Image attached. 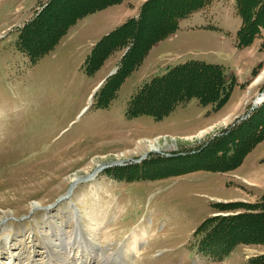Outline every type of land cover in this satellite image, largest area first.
Instances as JSON below:
<instances>
[{
    "label": "rangeland",
    "instance_id": "1",
    "mask_svg": "<svg viewBox=\"0 0 264 264\" xmlns=\"http://www.w3.org/2000/svg\"><path fill=\"white\" fill-rule=\"evenodd\" d=\"M46 1L41 0L35 11L37 2L0 0V264H249V259L263 255L264 243L251 239L252 235L264 236L254 221L236 219L227 238V229L218 234L222 245L241 235L231 250L202 246L201 236L195 233L210 216L258 212L216 205L247 198L243 188L230 186V182L238 180L245 188L253 187L238 178L244 174L237 168L246 153L264 141V126L260 134L253 128L250 135L251 123L239 126L240 119L248 115L244 96L236 95L230 101L239 84L218 109L192 100L162 120L126 116L132 97L177 62V56H182L181 62L222 60L205 56L209 49L205 47L165 48L162 55L155 52L138 62L115 96L104 101L113 90L112 83L101 92L92 88L131 46L116 49L108 66L93 76L83 70L91 51L86 40L78 51L72 48V54L59 49L32 63L29 55L18 50V31L41 15ZM62 1L58 9V4L51 8L49 23L30 31L36 48L73 10L105 0ZM190 3L193 0H162L152 7L133 48L143 47L151 35L168 27L174 12ZM198 18L184 21L174 42L200 40L196 38L199 33L185 31ZM101 20L99 15L81 25L88 30ZM258 70L254 76L262 79V92L264 65ZM207 77L195 73L173 79L155 91L149 105L159 108L178 93L211 89L214 85ZM152 144L160 148L158 153L150 151ZM230 144L233 151L236 148L232 158L228 156ZM239 148L245 153L240 165L229 168L231 161L238 163ZM218 150L223 153H215ZM223 154L220 159L218 155ZM99 168L106 169L93 181L77 184L74 195L65 198L72 178L88 179ZM255 178V193L260 196L262 174ZM256 194L252 192L251 199ZM262 198L247 205L254 208ZM142 228L148 229V238L137 245L138 252L132 235Z\"/></svg>",
    "mask_w": 264,
    "mask_h": 264
},
{
    "label": "trees",
    "instance_id": "2",
    "mask_svg": "<svg viewBox=\"0 0 264 264\" xmlns=\"http://www.w3.org/2000/svg\"><path fill=\"white\" fill-rule=\"evenodd\" d=\"M122 1L123 0H105L100 3H93L91 5L88 4L81 8L79 7L80 9L78 8V10L74 11L70 15V18L67 19L70 21H64V23L59 27L57 33L52 36L53 38L50 37L49 42L46 45L42 46V49L39 50L40 48H35V45L32 42L34 39L31 36L32 34L29 35V33L34 28V26H45L47 23H49L53 16V10L51 8L58 4V9L63 2L62 0H49L48 5L44 8V11L40 13L41 15L34 18V20L31 21L30 25L21 30L18 43L19 50L21 52L27 53L30 56L32 62H36L41 57L54 49L55 45L67 33L68 29L77 22V20L83 18L88 14L105 9L110 5H114ZM161 1L162 0H149L144 5L141 16L138 20L128 21L124 26L113 32L112 35L105 37L102 41H100V43L94 49L93 53L88 57L84 65L85 72L88 74L96 72V70L104 62L106 55H108V53H110L112 49L123 47L129 43L131 48L124 58L119 72L113 78V81H111L112 87L119 89L120 85L124 82L127 76L134 70L136 64L144 59L150 47L175 33L178 30L180 20L185 19L191 16L196 11L207 7L212 0H193V3L186 5L180 11L174 12L171 16L169 22L170 24L168 25V27L165 26L166 28L164 27L161 32L151 35V37L149 38V40H147L143 47L141 46L140 49L135 50L133 48V44L137 38L138 33L141 31L144 25L147 11H149L154 6H157L159 3H161ZM237 9L239 16L243 20V25L237 33V47L246 48L250 46L256 38L260 37L262 31H264V0H257V2L248 1L247 3L244 0H237ZM195 73L207 75V79L211 82L210 84H213L214 86L212 85L213 87H211V89H206L205 87L203 89L204 91H194L193 93L185 91L181 94L178 93L168 102V104L159 108H154L149 105L151 96L155 93L156 90H160L163 85L174 81L180 76H190ZM236 85V77L232 74L227 73L224 67L219 65L206 64L199 61H189L185 64H181L168 69L164 75L157 76L153 78L149 83L145 84V86L131 100L127 115L130 118L150 116L157 120H161L172 113L178 106L185 105L194 99L197 100L203 107L214 105L215 108L218 109L229 99L230 94L232 93V90ZM186 90L189 89L187 88ZM116 91L117 90H111V97ZM238 144H240V142H238ZM235 149L236 148L234 147V154L232 155V157L236 156ZM229 151L230 150L228 146V152ZM237 151L239 152L240 159L238 163L235 162L232 166H229V168L237 167L241 158L245 154H243V149L239 148ZM217 152L223 153L222 150L215 151V153ZM224 155L225 154L221 156L218 155V157L222 159L224 158ZM216 205H222L223 207L229 206L231 208L241 207L245 208L246 210H258V212L238 213L236 215L227 216L220 215L208 218L204 222V224L201 225L196 231V234L201 236L202 246L211 247L210 249H220L222 251H224V249L231 250V248L235 246L238 241H240L241 235H239L238 237L233 236V238L229 237L230 239L228 238V241L231 243L222 245L223 239H220L218 234L223 229H227L224 231V235L227 238L229 234L227 232L230 230L228 228L235 226L236 223H234L233 221L236 219L254 221L258 225L257 228L260 231L264 230V197L262 198V201L260 203L254 205V208H251V205L243 203H220ZM251 237L252 241L264 243V236L262 235H252ZM202 246L201 248L204 249ZM208 254L214 255L211 250L208 251ZM250 264H264V254L260 255L257 258L251 259Z\"/></svg>",
    "mask_w": 264,
    "mask_h": 264
},
{
    "label": "crops",
    "instance_id": "3",
    "mask_svg": "<svg viewBox=\"0 0 264 264\" xmlns=\"http://www.w3.org/2000/svg\"><path fill=\"white\" fill-rule=\"evenodd\" d=\"M27 1L30 4L37 2V4L34 7V10L37 11L38 9H40L39 2L41 0H26V2ZM148 1L149 0H123L120 3L110 5L105 9L84 16L83 18L77 20V22L68 29L67 33L55 45L54 49L49 53H47L40 60L45 59L46 57L50 56L52 53H57L56 51H59V49H60V53L62 54L65 55L72 54L71 51L72 48L76 47V50L78 51L82 46L80 45V43L83 40H86L87 44L89 45V48H91V51L89 53V55H91L94 49L100 43V41H102L105 37L112 35L113 32L117 31L119 28L124 26L128 21L138 20L141 16L144 5ZM99 15L102 17V20L100 23L93 26V28L87 30L85 24L81 25L83 21H87L88 19H93L94 17H97ZM197 16L199 17L198 18L199 22L195 25L186 27L185 31L186 33L189 32L199 33V36H197L196 38H200V40L196 41V39L190 38L184 40L183 43L174 42L178 39L182 31V23L190 18H195ZM30 17L33 18L31 14L29 15V18ZM242 25H243V20L238 13L237 0H212L210 5H208L206 8L196 11L191 16L180 20L178 30L169 37L157 42L152 47H150L144 59L151 57L155 52H157L159 56L162 55V51L165 48L167 50H170L172 48L180 49L182 45L189 47L200 46V47L209 48L206 49L205 56H211L210 54H212L213 57L222 60V61H214V63H210V64L221 65L225 67V69L228 72L234 74L237 77L239 85L234 89L230 101H232L236 95L244 96L245 111L247 112L249 107L252 105L254 99L261 91L259 90V86L262 83L261 81L262 79L258 80L259 77L254 76L253 72L259 65L261 64L264 65V49L261 48L264 39V31L262 33V36L257 38L253 43V45H251L250 47L238 48L236 42V34L240 30ZM116 49L118 48L112 49L114 52H110L108 53V55H106L104 62L96 70V72L92 74H88L85 71L84 72L89 76H93L96 73L105 69L108 66V64L112 61L114 55L118 53ZM129 50L130 49H126L122 52L121 59L118 62V65L116 67H113L114 69L111 68L106 73V75L100 80V82L92 88V90L94 91L97 90L99 88V85L102 84V82H105L103 84L108 85L111 83V81H113V78L116 75L111 78L110 74L113 71L120 69L123 60L128 54ZM89 55L87 56L85 61H87ZM181 58H182L181 55L177 56L176 57L177 62L165 67L166 69H164L161 74L163 75L166 72V70L170 67L185 63V61L181 62L182 60ZM40 60H38V62ZM201 61L209 63L206 60H201ZM243 87H245L244 90H242ZM112 89L117 90V88L114 87H112ZM213 115H216V113L215 114L213 113ZM250 123L253 125V127L250 129L248 135L252 133L253 128L255 132L257 133L261 132L264 126V106L260 107L250 120L241 123L239 126L245 124L247 125ZM263 147H264V141H262L259 145H257L252 152L246 153V155L240 162L241 165L239 164L240 166L237 168L238 173L241 172L240 174L242 173L244 174L243 176L237 175L238 178L244 180V182L247 184L250 183L253 187H251V189L245 188V186H242L245 184L241 183L237 179H236L237 182L234 183L230 182L231 183L230 186L239 185L240 187L238 188L240 189L243 188L242 190H245L247 194V198L226 200L227 202L231 203L238 201V203L240 202L243 204L244 203L254 204L259 199H261V197H264V187L262 188V193L260 196L255 193L256 192L255 188L257 187L255 177L258 174H262V181H264V149L261 150V148ZM233 164L234 163L231 161V164L229 166H232ZM259 169L261 170L259 171ZM230 175L233 174L231 173ZM247 184L246 186H249ZM252 192H254V194L257 195V198L251 199L250 196Z\"/></svg>",
    "mask_w": 264,
    "mask_h": 264
},
{
    "label": "bare ground",
    "instance_id": "4",
    "mask_svg": "<svg viewBox=\"0 0 264 264\" xmlns=\"http://www.w3.org/2000/svg\"><path fill=\"white\" fill-rule=\"evenodd\" d=\"M83 5V4H82ZM81 8V7H80ZM79 8V9H80ZM75 11H76V9H75ZM72 12V11H71ZM73 12H74V10H73ZM72 12V13H73ZM71 13V14H72ZM76 13V12H75ZM68 18H69V16H68ZM66 20H67V18H66ZM63 21V20H62ZM67 21H70V20H67ZM64 23V22H63ZM62 23V24H63ZM61 26V25H60ZM59 26V27H60ZM59 27L57 28V30H56V32L52 35V36H54L56 33H57V31H58V29H59ZM153 33V32H152ZM51 36V37H52ZM53 38V37H52ZM49 40L50 39H48L45 43H43V45H41L39 48H41L42 46H44V45H46L48 42H49ZM36 48V47H35ZM41 50V49H40ZM183 86V85H182ZM194 86V85H193ZM204 134V133H203ZM159 149L160 148H157L156 146H155V144H152V146L150 147V151H152V152H154V153H158L159 152ZM101 171H103V169L102 168H99L95 173L96 174H94V175H92V176H89V178L88 179H81L79 176H75L74 178H72L73 179V184L71 185V189H70V191H69V198H71L73 195H74V193H75V190H76V187H78V185L77 184H80V183H87V182H91V181H93L94 179H95V177L97 176V173L99 174ZM68 200V199H67ZM214 216H218V215H214ZM148 238V229L147 228H142V230L141 231H139V232H134L133 233V235H132V239L135 241V243H134V245H135V249L139 252V250H138V246L137 245H139V244H141L142 243V241L144 240V241H146V239ZM136 257H138V256H136ZM137 259V258H136Z\"/></svg>",
    "mask_w": 264,
    "mask_h": 264
}]
</instances>
